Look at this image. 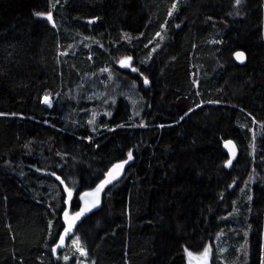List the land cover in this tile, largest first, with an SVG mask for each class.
<instances>
[{
	"label": "trees",
	"instance_id": "1",
	"mask_svg": "<svg viewBox=\"0 0 264 264\" xmlns=\"http://www.w3.org/2000/svg\"><path fill=\"white\" fill-rule=\"evenodd\" d=\"M126 160L84 264H264V0H0V264H79Z\"/></svg>",
	"mask_w": 264,
	"mask_h": 264
},
{
	"label": "snow or ice",
	"instance_id": "2",
	"mask_svg": "<svg viewBox=\"0 0 264 264\" xmlns=\"http://www.w3.org/2000/svg\"><path fill=\"white\" fill-rule=\"evenodd\" d=\"M236 2L239 3L240 0H236ZM173 9H175V5H173ZM36 15L37 16H40V15H44V14H42V13H36ZM169 15H171V12L169 13ZM46 18L51 22L52 21V14L50 12L47 13V17ZM236 58L238 60H240V61H243L244 54L242 52H237L236 53ZM130 60H131L130 57H126V58H124V59H122L120 61V65L122 67H129L130 66ZM132 71H136V69L133 68ZM144 83L147 84L148 83V80L145 79L144 80ZM45 103H50L48 101V98L47 97H45ZM94 119H95V117H93V120ZM90 122H92V121H90ZM225 147H228L229 148V150H230V152L232 153L233 156L235 155L234 146H232V142L231 141H227L226 144H225ZM131 159H132V154H131V152H129V154H128V160H131ZM128 160H126V161H124L122 163L113 165V169L110 170L109 173L106 175V179L104 181H102L100 183V185L97 186V189L95 190V193H92V194L86 193L85 194L86 196L87 195H95L96 196L95 201L90 206H87L85 208H82L80 212H78V213L75 214V216L72 218V222L68 223V227H66L64 229V234L61 235V237H60L61 243L57 247L63 246V241H64L65 237L68 235V233L71 232L72 226H73L75 220L79 219L85 212L91 210V208L96 207L99 204V193L103 190V188L105 187L106 184L111 183V181L113 179H116V175L119 174L118 170H122L123 167H124V165L128 163ZM230 164H231V160L227 161L226 166H228ZM114 172L116 173V175L113 174ZM57 179H59V177H57ZM61 183H63V181H61ZM65 191L68 193L69 198H71V196H72L71 189H69L66 186L65 187ZM67 216H68V213L65 212V217H67ZM74 243L76 244L78 250L81 252V255H85L86 253L84 252V250L82 248H79V240L77 239V241H75ZM55 251H56V249L54 248L53 249V252H55ZM208 251H209V249L206 248L205 249V252H204V255H206ZM188 255L191 256L192 254L191 253H188ZM65 259H67V257H65Z\"/></svg>",
	"mask_w": 264,
	"mask_h": 264
},
{
	"label": "rangeland",
	"instance_id": "3",
	"mask_svg": "<svg viewBox=\"0 0 264 264\" xmlns=\"http://www.w3.org/2000/svg\"><path fill=\"white\" fill-rule=\"evenodd\" d=\"M176 7V5H175ZM170 10H173V7L170 9ZM161 37V36H160ZM160 47V46H159ZM159 47L157 49H159ZM120 65V64H119ZM121 68H125V67H122L120 65ZM99 97V93L97 91L95 92H92V94L89 95V98L88 100L89 101H92L96 98ZM49 101V100H48ZM43 102L45 103V98L43 99ZM130 102H131V105H132V111H131V118L132 119H138L140 117H142V111H141V100L139 98H137L135 95H130ZM46 105H49V103H45ZM98 117V115H97ZM88 193V192H87ZM86 194V193H85ZM84 194V195H85ZM83 195V196H84ZM82 196V198H83ZM70 216V215H69ZM68 217V216H67ZM239 227H235L236 229V233L239 231ZM78 238L76 237H70L68 239V242H70V244L72 245V248L69 250L70 253H75L77 254L78 256H80V259L79 260H75V263L76 262H79V264H84L85 263V260L83 259V257H85V255H81V252L78 250L76 244L74 243L75 241H77ZM222 238H220L218 241H217V252L220 253V254H226L228 248L227 246L222 242L221 240ZM69 247V243H67L66 247L65 248H68ZM79 248H82L81 246V243L79 242ZM83 249V248H82ZM84 250V249H83ZM246 246L242 248L241 250V247L238 246L235 250V256H237L239 259H242L245 257L246 253ZM85 252V251H84ZM204 254V253H203ZM203 254L202 255H197V256H194L196 259H191L189 258V255L187 256V260H186V264H197V261H200V260H204V264H213L212 261H213V253H212V250H209L206 254L205 257H203ZM69 258V255L67 257V259ZM196 261V262H195ZM215 264V263H214ZM227 264V263H225Z\"/></svg>",
	"mask_w": 264,
	"mask_h": 264
},
{
	"label": "water",
	"instance_id": "4",
	"mask_svg": "<svg viewBox=\"0 0 264 264\" xmlns=\"http://www.w3.org/2000/svg\"><path fill=\"white\" fill-rule=\"evenodd\" d=\"M237 52H242V51H237ZM237 52H235L234 53V60H235V62L238 64V65H243L245 62H246V57H245V54H244V59H243V61H240V60H238L237 58H236V53ZM227 141H231V140H227ZM226 141V142H227ZM226 142L224 143V149H225V151L227 152V154H228V156H229V160H233V159H235L236 157H237V155H238V149H237V147H236V145H235V143L233 142V141H231L232 142V146H234V152H235V155L233 156L232 155V153L230 152V150H229V148L228 147H225V144H226ZM230 165H228V167H229ZM124 168V167H123ZM113 169V168H112ZM111 169V170H112ZM123 170V169H122ZM122 170H118V172H119V174L118 175H116V173L114 172L113 174L114 175H116V179H113L112 181H111V183H113L115 180H117L118 178H119V175H120V173H121V171ZM109 173V172H108ZM104 181V180H103ZM111 183H108V184H106L105 185V187L106 186H108V185H110ZM98 185H100V184H98ZM104 187V188H105ZM103 188V189H104ZM97 189V186H96V188H94L92 191H90V192H88V194H92V193H95V190ZM103 191V190H102ZM101 191V192H102ZM101 192L99 193V203H100V195H101ZM95 199H96V196L95 195H84L83 196V198H82V202H81V207L79 208V210L76 212V213H78V212H80L81 211V209L82 208H85V207H87V206H90L94 201H95ZM99 206V204L96 206V207H93V208H91V210H89V211H87V212H85L79 219H77V220H75V222H74V224H73V226H72V230H71V232H69L68 233V235L65 237V239H64V241H63V246H61V247H57L60 243H61V241H60V237H61V235H63L64 234V229L66 228V227H68V223H70V222H72V218L75 216V214H73V215H71V216H68L66 219H65V228L61 231V233L59 234V236H58V239H57V241H56V243L53 245V247L51 248V253H52V257H53V259H58L59 258V253L66 247V245H67V241H68V239L70 238V236L72 235V232H73V230H74V227H75V225L85 216V215H87L89 212H91L92 210H94V209H96L97 207ZM56 249V251L55 252H53V249ZM189 258H193L192 256H189ZM197 264H204L203 263V260H201V261H197Z\"/></svg>",
	"mask_w": 264,
	"mask_h": 264
},
{
	"label": "flooded vegetation",
	"instance_id": "5",
	"mask_svg": "<svg viewBox=\"0 0 264 264\" xmlns=\"http://www.w3.org/2000/svg\"><path fill=\"white\" fill-rule=\"evenodd\" d=\"M238 194H240L239 192H236V195L238 196ZM239 198H240V196L239 197H237L236 198V200H238L239 201ZM235 226L236 227H238L239 226V224L238 223H235ZM238 239V238H237ZM237 243H238V240H237ZM196 262V261H195ZM204 262V261H203Z\"/></svg>",
	"mask_w": 264,
	"mask_h": 264
}]
</instances>
